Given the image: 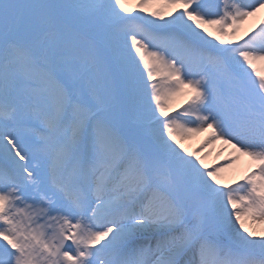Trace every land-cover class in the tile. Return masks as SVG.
Masks as SVG:
<instances>
[{
  "label": "snow or ice",
  "instance_id": "snow-or-ice-1",
  "mask_svg": "<svg viewBox=\"0 0 264 264\" xmlns=\"http://www.w3.org/2000/svg\"><path fill=\"white\" fill-rule=\"evenodd\" d=\"M216 141L249 160L231 183ZM248 222L264 0H0V264H264Z\"/></svg>",
  "mask_w": 264,
  "mask_h": 264
},
{
  "label": "rangeland",
  "instance_id": "rangeland-1",
  "mask_svg": "<svg viewBox=\"0 0 264 264\" xmlns=\"http://www.w3.org/2000/svg\"><path fill=\"white\" fill-rule=\"evenodd\" d=\"M148 19H156V18H153V17H150L149 16ZM165 19H170V17L167 16V15H165ZM257 19L258 18L251 19L250 20L251 22H250L249 26L247 28H245V29L241 28L240 33L234 39L239 40L240 36H243L246 32H250V30L256 25ZM159 22L162 23V21H159ZM209 30L210 31H213V29H211V28ZM245 38H247V37H245ZM209 39H212V37H209ZM214 42H216V41H214ZM158 79H160L161 80V83H163V79L162 78L158 77ZM182 102H183V97H177L175 100L172 101L171 107H170L169 111L171 112L173 108L179 109ZM182 143H183L184 147L187 148L189 151L198 150L197 149L198 147L195 146V142H191V144H190V138L189 139H184L182 141ZM221 150L224 151L225 148H222ZM209 153H207L209 156H207V158L205 159V163L209 167H212V166H223V164H220V162H218V161H216L214 159V153L215 152H211L210 151ZM245 162H246L245 157H242L239 161H237L236 164H233L230 167V169L223 166L224 169H225L224 172H223V176H224V179H225V183H231L232 182V179H233L234 174H236V171L237 172L239 171L238 166L239 165H243ZM248 223H249V227L253 228L256 231H260L261 229H264V224H261L259 222L255 223V224H252L251 222H248Z\"/></svg>",
  "mask_w": 264,
  "mask_h": 264
},
{
  "label": "bare ground",
  "instance_id": "bare-ground-1",
  "mask_svg": "<svg viewBox=\"0 0 264 264\" xmlns=\"http://www.w3.org/2000/svg\"><path fill=\"white\" fill-rule=\"evenodd\" d=\"M251 19H253V18H250L249 20H247L242 26H241V28H243V29H245V28H247L248 26H249V24H250V20ZM199 135H200V140L201 141H203L204 140V138L208 135V132H204V133H199ZM204 137V138H203ZM218 146H220V147H222V145H218V143H216V142H214V143H212V144H209V145H207L206 147H204L203 149H205L206 151H211V150H214L215 148H217ZM218 152V150H216L215 151V153H217ZM220 152V156L221 155H223L224 156V159L227 157V155L228 154H226V152H222V151H219ZM229 153H231V149L229 148ZM223 159V160H224ZM237 163V162H236ZM236 163H234V164H236ZM238 168L239 169H241L242 168V165H239L238 166ZM244 171V170H243ZM241 170L238 172V174H241ZM238 174H236V175H238Z\"/></svg>",
  "mask_w": 264,
  "mask_h": 264
}]
</instances>
